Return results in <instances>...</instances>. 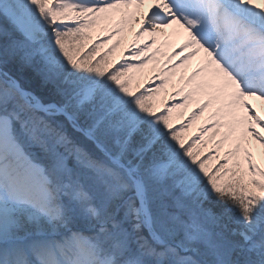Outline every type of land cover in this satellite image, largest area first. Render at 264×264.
<instances>
[{
  "label": "snow or ice",
  "instance_id": "obj_1",
  "mask_svg": "<svg viewBox=\"0 0 264 264\" xmlns=\"http://www.w3.org/2000/svg\"><path fill=\"white\" fill-rule=\"evenodd\" d=\"M0 264H264V0H0Z\"/></svg>",
  "mask_w": 264,
  "mask_h": 264
},
{
  "label": "bare ground",
  "instance_id": "obj_2",
  "mask_svg": "<svg viewBox=\"0 0 264 264\" xmlns=\"http://www.w3.org/2000/svg\"><path fill=\"white\" fill-rule=\"evenodd\" d=\"M96 35H98V32H96ZM131 39V34L128 33L127 34V40H130ZM127 40L125 41V44L127 43ZM123 47V46H122ZM119 52L120 50L118 49L117 50V55H119ZM156 65H150L148 69H145L144 72H145V75H147L150 71L153 70V68L155 67ZM224 148H227L228 147V144L225 143V145L223 146ZM258 147V146H257Z\"/></svg>",
  "mask_w": 264,
  "mask_h": 264
},
{
  "label": "rangeland",
  "instance_id": "obj_3",
  "mask_svg": "<svg viewBox=\"0 0 264 264\" xmlns=\"http://www.w3.org/2000/svg\"><path fill=\"white\" fill-rule=\"evenodd\" d=\"M93 36H94V37L96 36V32H95V31L93 32Z\"/></svg>",
  "mask_w": 264,
  "mask_h": 264
}]
</instances>
